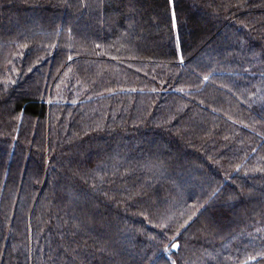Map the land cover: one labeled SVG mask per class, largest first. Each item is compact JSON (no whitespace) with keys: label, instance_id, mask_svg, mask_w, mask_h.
I'll return each mask as SVG.
<instances>
[{"label":"trees","instance_id":"1","mask_svg":"<svg viewBox=\"0 0 264 264\" xmlns=\"http://www.w3.org/2000/svg\"><path fill=\"white\" fill-rule=\"evenodd\" d=\"M0 264H264V0H0Z\"/></svg>","mask_w":264,"mask_h":264},{"label":"water","instance_id":"2","mask_svg":"<svg viewBox=\"0 0 264 264\" xmlns=\"http://www.w3.org/2000/svg\"><path fill=\"white\" fill-rule=\"evenodd\" d=\"M179 247V242H175L173 245V249L177 250Z\"/></svg>","mask_w":264,"mask_h":264}]
</instances>
